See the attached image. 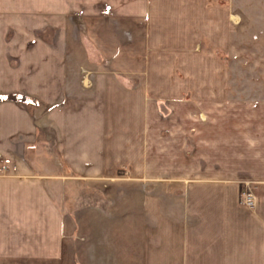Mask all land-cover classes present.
Instances as JSON below:
<instances>
[{
    "label": "crops",
    "instance_id": "0c3cea01",
    "mask_svg": "<svg viewBox=\"0 0 264 264\" xmlns=\"http://www.w3.org/2000/svg\"><path fill=\"white\" fill-rule=\"evenodd\" d=\"M236 9L0 0V264H264V101L230 95ZM45 130L103 204L43 171Z\"/></svg>",
    "mask_w": 264,
    "mask_h": 264
},
{
    "label": "rangeland",
    "instance_id": "374dc122",
    "mask_svg": "<svg viewBox=\"0 0 264 264\" xmlns=\"http://www.w3.org/2000/svg\"><path fill=\"white\" fill-rule=\"evenodd\" d=\"M231 1L237 8L238 16L237 26L231 33L230 43L224 57L230 95L236 100L259 103L264 101V0ZM86 76L87 74H83V80ZM54 142L52 131L45 130L42 143H39L36 152L33 151L43 171L46 174L60 172L65 177L66 183L64 185L63 182L60 183L61 193L64 188L66 189L64 191L71 192L70 199L75 208L103 204L100 194L90 192L83 180L64 165L63 160L54 151ZM244 182H249L255 195L254 182L252 180ZM243 185L244 183L241 190ZM57 187V185L54 187L50 185L52 193ZM73 193L76 196L74 199ZM240 204L243 205L241 202ZM62 205L65 206L63 203Z\"/></svg>",
    "mask_w": 264,
    "mask_h": 264
},
{
    "label": "built area",
    "instance_id": "2783aa9c",
    "mask_svg": "<svg viewBox=\"0 0 264 264\" xmlns=\"http://www.w3.org/2000/svg\"><path fill=\"white\" fill-rule=\"evenodd\" d=\"M240 202L249 208H255L256 197L252 191L249 182H244L243 188L240 193Z\"/></svg>",
    "mask_w": 264,
    "mask_h": 264
}]
</instances>
